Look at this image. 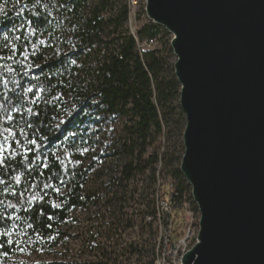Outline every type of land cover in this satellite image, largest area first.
Returning <instances> with one entry per match:
<instances>
[{
	"label": "trees",
	"instance_id": "1",
	"mask_svg": "<svg viewBox=\"0 0 264 264\" xmlns=\"http://www.w3.org/2000/svg\"><path fill=\"white\" fill-rule=\"evenodd\" d=\"M0 8V55L9 54L5 44L27 46L29 53L36 45V54L27 59L18 53L13 60H0V120L11 114L14 124L25 129L23 134L17 131L22 143L14 144L16 156L0 172V230L9 234L0 236V264H147L143 259L149 242L153 253L148 264H153L156 232L147 217L156 213L158 176L166 178L165 184L169 179L175 184L172 220L176 214L177 228L183 223L185 201L198 211L180 171L186 119L169 34L163 31L158 38L161 29L150 23L139 27L135 38L127 25L126 0H0ZM152 37L159 48L139 52L136 39ZM29 87L33 93L25 91ZM37 87L42 93L33 103ZM114 122L121 133L112 155L122 165L103 197L88 185L94 166H85L81 153L104 135V124ZM71 132L76 135L65 139ZM30 139L39 146L29 144ZM172 140L175 144L161 152ZM29 147L32 151L26 152ZM146 174L155 185L149 195L138 189L137 178ZM162 191L164 197L170 194L164 186ZM109 195L107 201L130 200L132 208L136 204L123 227L136 230L137 238L121 252L115 250L117 243L108 242L86 246L93 260H15L17 253L65 242L69 236L63 226L70 213Z\"/></svg>",
	"mask_w": 264,
	"mask_h": 264
},
{
	"label": "water",
	"instance_id": "2",
	"mask_svg": "<svg viewBox=\"0 0 264 264\" xmlns=\"http://www.w3.org/2000/svg\"><path fill=\"white\" fill-rule=\"evenodd\" d=\"M171 36L200 213L182 264H264V0H144Z\"/></svg>",
	"mask_w": 264,
	"mask_h": 264
},
{
	"label": "rangeland",
	"instance_id": "3",
	"mask_svg": "<svg viewBox=\"0 0 264 264\" xmlns=\"http://www.w3.org/2000/svg\"><path fill=\"white\" fill-rule=\"evenodd\" d=\"M142 2H144V0L140 1V7L137 8V13L140 12L142 8ZM139 15L140 13L138 14V18ZM138 18L137 14L132 16L129 26L131 25L134 29L139 27L142 24V18ZM103 131L104 135H102L100 140L95 144L91 143L87 147L88 151L83 152L82 162H84L85 166H94V169L89 177L88 185L98 191L99 196L104 197L107 195L106 187L120 171L122 161H119V159L112 155L114 150L113 142L120 137V124L118 122H114L111 125L104 124ZM172 144H175L173 140L170 141V143H164L162 145L161 152L165 151L166 148ZM158 169L160 170V167ZM165 180L166 178H161L160 186H164L165 191H168L169 184L168 182L165 184ZM137 182L139 194L146 193L149 195V193H151L155 187V185L151 184L149 174H146L141 178H137ZM156 185H158V182ZM150 197H152V195H150ZM111 198L112 195H109L99 204L92 205L89 208L74 209L70 213V218L68 221H66V225L63 226V229L67 230L69 237H67L66 241L61 243L59 246L54 247L53 249L46 246L45 248L36 249L33 252H24L20 254L17 253L15 260L29 261L34 263H39L43 260H74L75 258L79 257L93 260L95 257L91 255V249L89 246L86 248V246L89 244L99 246V244H107L108 242L117 243V248L115 250L116 252H121L123 247L137 238L136 230H124L123 227L132 212H135L134 208H136V204H134V207L132 208V201L130 200H127V203H124V201H107ZM136 198L138 199V197ZM165 198H170L168 193H166ZM174 224L175 227L180 224L179 221H177L176 214ZM153 228L157 237L159 235V231L156 223L155 226L153 225ZM180 230H182V227H180ZM99 233L102 234H100V236L96 237L94 240H90L93 238L92 234L99 235ZM107 235H110V238L107 237ZM156 237L152 239V245L154 244L155 239H157ZM175 238H177V235H175ZM146 248L149 250V252L145 254L143 260L148 264L153 253V251L150 252L151 242L146 244ZM136 258V255H134L132 260ZM153 259H155V255Z\"/></svg>",
	"mask_w": 264,
	"mask_h": 264
},
{
	"label": "built area",
	"instance_id": "4",
	"mask_svg": "<svg viewBox=\"0 0 264 264\" xmlns=\"http://www.w3.org/2000/svg\"><path fill=\"white\" fill-rule=\"evenodd\" d=\"M129 6V18H128V28L130 32L136 38V31L139 27L145 24H155L151 20L148 19L145 12V1L142 2V8L140 12L137 13V8L140 7V1L142 0H126ZM143 13L141 14V11ZM139 18H138V14ZM137 14V18L141 19V25L134 29L129 23L131 22L132 16ZM157 25V24H155ZM159 26V25H157ZM161 29L158 38H161L163 31L167 32L163 27L159 26ZM168 33V32H167ZM169 34V33H168ZM170 36V41L172 36ZM137 41V49L139 52H142L145 49L159 48V44L156 38H145L143 40ZM161 178L158 176V185L156 189V213L155 216L147 217L148 221H151L155 226L157 225L159 235L155 239V259L154 264H182L183 255L189 251L197 242L198 232H199V221H200V213L199 211H195L192 208L190 202L185 201L183 203V223L180 227H175L173 218V199L171 195L175 192V184L169 179V199L164 197V192L162 191V186H160ZM177 228V232H176ZM178 233L180 235H178ZM177 235V238H175Z\"/></svg>",
	"mask_w": 264,
	"mask_h": 264
},
{
	"label": "snow or ice",
	"instance_id": "5",
	"mask_svg": "<svg viewBox=\"0 0 264 264\" xmlns=\"http://www.w3.org/2000/svg\"><path fill=\"white\" fill-rule=\"evenodd\" d=\"M0 11H3V9L0 8ZM16 39L20 40V39H22V37H16ZM40 43H43V41H41ZM4 47L8 49L9 54L7 56L0 55V60H5V59L6 60H13V59H15V57L18 53H19V55L24 56L25 59L28 58V55H35L36 54L35 53L36 45H31V47L33 48V51L31 53L28 52L27 46L20 47V46L16 45L15 43L5 44ZM0 51H3V49H0ZM26 53H27V55H26ZM20 63H23V61H20ZM9 70H11V69H9ZM25 91L28 93H33V88L29 87V88L25 89ZM41 93H42V90L37 87V90L33 95V101H32L33 103H36L39 100ZM27 111H28V113L35 115V113H33L32 108H28ZM61 123H63V121H61ZM29 127H30V125H29ZM17 131L20 134H23L25 132V129L22 127H18L17 125L14 124V117L11 114L7 115L5 120H0V172H3L4 168L10 166L11 158L16 156V149L14 147V144L19 145L22 143L17 136ZM75 135H76V133L71 132L68 134V136L65 137V139H68L69 137H74ZM28 143L31 145L39 146L37 144L36 139H30L28 141ZM25 151L31 152L32 148H30V147L25 148ZM87 151H88V149L84 148L81 154H83V152H87ZM77 163H79V161H77ZM45 167H47V165H45ZM15 179L17 182L20 181L19 176H17ZM44 187L47 188V187H50V185L46 184V185H44ZM57 191H59V190L57 189ZM21 195H23V194L21 193ZM32 199H38V197L33 196ZM40 199H42V197H40ZM54 206L59 207V205H54ZM0 219H2V217H0ZM49 219H51V217H49ZM5 223H7V221H5ZM48 227H51V225H48ZM8 235L9 234L7 231L0 230V236H8ZM6 242L8 244L13 243V241L11 239H8ZM2 247H3V242H0V248H2ZM21 251H23V249H21ZM3 255L7 256V252L5 251L3 253Z\"/></svg>",
	"mask_w": 264,
	"mask_h": 264
}]
</instances>
